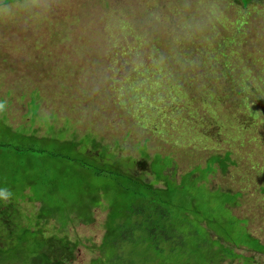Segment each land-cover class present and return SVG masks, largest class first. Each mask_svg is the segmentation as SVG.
<instances>
[{
	"label": "rangeland",
	"instance_id": "obj_1",
	"mask_svg": "<svg viewBox=\"0 0 264 264\" xmlns=\"http://www.w3.org/2000/svg\"><path fill=\"white\" fill-rule=\"evenodd\" d=\"M236 2L53 0L38 19L0 22V101L9 123L23 134L33 128L40 136L58 130L67 140L89 141L93 134L113 147L117 141L120 155L137 158L135 171L147 182L154 178L151 162L142 158L145 147L139 151L144 139L152 157L179 146L178 178L192 162L204 165L231 152L235 165L210 176V184L243 194L233 213L250 218L254 235L264 241V99L252 98L256 81L244 88L236 77L254 61L251 52L264 57V0L253 1L240 34L236 24L246 9ZM202 18L211 31L195 28ZM155 36L175 48L160 54ZM20 207L33 214L39 205L22 201ZM93 214L92 223H48L47 235L79 242L67 264H93L98 256L94 247L104 236L107 213L97 207ZM234 249L264 264V254Z\"/></svg>",
	"mask_w": 264,
	"mask_h": 264
},
{
	"label": "trees",
	"instance_id": "obj_2",
	"mask_svg": "<svg viewBox=\"0 0 264 264\" xmlns=\"http://www.w3.org/2000/svg\"><path fill=\"white\" fill-rule=\"evenodd\" d=\"M236 1L246 9L236 24L240 34L255 2ZM201 21L195 28L211 31L212 26L204 18ZM155 37L154 48L160 54L175 48ZM232 44L240 45L236 40ZM251 54L254 61L246 62L249 65L236 77L242 78L244 88H252L251 82L256 81L252 98L260 100L264 99V57ZM168 57L177 63L175 54ZM32 130L29 134L15 131L6 112L0 113V189L11 193L8 200L0 199V264L69 263L79 242L47 235V225L56 220L65 228L77 218L92 223L97 207L107 215L93 264H222L226 259L254 264L253 256L238 254L234 247L264 254V241L254 235L250 218L233 213L243 194L210 184V176L235 165L231 152L213 155L204 165L192 162L178 178L174 151L179 146L170 145V150L152 157L147 151L149 139H144L138 143L139 151L145 147L142 158L151 162L154 178L147 182L135 171L137 158L120 155L117 141L113 147L93 134L89 141L67 140L58 130L48 136ZM124 158L133 166L126 165ZM22 201L39 205L33 214L25 211L27 221Z\"/></svg>",
	"mask_w": 264,
	"mask_h": 264
},
{
	"label": "clouds",
	"instance_id": "obj_3",
	"mask_svg": "<svg viewBox=\"0 0 264 264\" xmlns=\"http://www.w3.org/2000/svg\"><path fill=\"white\" fill-rule=\"evenodd\" d=\"M52 6L53 0H0V22L13 21L18 17L38 19L49 12ZM5 110L6 103L0 101V113ZM10 196L11 193L7 189H0V199L8 200Z\"/></svg>",
	"mask_w": 264,
	"mask_h": 264
}]
</instances>
